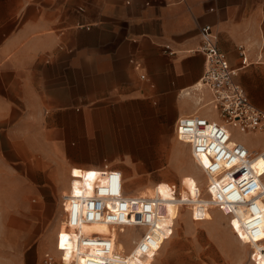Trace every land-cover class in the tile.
<instances>
[{
    "label": "crops",
    "instance_id": "0c3cea01",
    "mask_svg": "<svg viewBox=\"0 0 264 264\" xmlns=\"http://www.w3.org/2000/svg\"><path fill=\"white\" fill-rule=\"evenodd\" d=\"M205 25L236 70L234 81L264 112V63L258 60L260 53L264 58V0H0L6 218L16 211L38 219V205L29 198L53 206L57 218L71 172L109 168L123 178L140 171L138 165L128 167L129 159L152 160L147 170L155 173L153 183L164 178L175 183L169 172L176 168L181 143L174 122L197 108L191 90L203 71L197 49ZM239 47L249 61L243 67ZM203 100H210L206 91ZM204 109L212 110L199 106L196 113L211 119ZM161 160L169 162L162 170ZM133 173V192H124L123 179L128 196L138 193ZM146 193L153 196L141 195ZM113 237L115 247L119 240ZM173 252L168 248L165 258ZM56 253L53 260L63 262Z\"/></svg>",
    "mask_w": 264,
    "mask_h": 264
},
{
    "label": "built area",
    "instance_id": "2783aa9c",
    "mask_svg": "<svg viewBox=\"0 0 264 264\" xmlns=\"http://www.w3.org/2000/svg\"><path fill=\"white\" fill-rule=\"evenodd\" d=\"M199 39L197 50L203 56V71L192 85L199 83L200 87L191 92L196 96V107L209 106L214 114L211 119L196 112L177 117L175 138L188 145L193 158H205L199 166L210 200L208 206L226 217L234 235L249 246L253 262L264 264V167L261 171L256 167L257 161L264 166V149L255 152L234 141L229 132H263L264 112L250 104L234 81L236 70L217 49L208 26L200 27ZM238 50L239 65L243 67L247 58L240 47ZM204 91L210 100H203ZM70 177L69 189L61 199L66 227L55 234V248L61 259L69 264H145V258L155 256L172 228L171 221L165 227L158 225L161 198L125 195L121 174L109 168L99 172L76 170ZM94 223L105 224L110 231L115 229L119 241L120 235L131 230L135 241L129 239L128 252L116 251L110 233L82 231L84 225ZM137 231H141L139 236ZM43 258V264L53 263L47 253Z\"/></svg>",
    "mask_w": 264,
    "mask_h": 264
},
{
    "label": "rangeland",
    "instance_id": "374dc122",
    "mask_svg": "<svg viewBox=\"0 0 264 264\" xmlns=\"http://www.w3.org/2000/svg\"><path fill=\"white\" fill-rule=\"evenodd\" d=\"M259 62L264 63L262 55ZM203 112L214 114L212 110L204 109ZM229 132L234 141H244L246 147L255 150V152L264 149V131L254 135L237 129H230ZM178 149L176 168L169 172L175 178V183L166 180V178L158 183H153L152 177L155 173H149L147 170L151 167L152 160H128L130 169L135 165L140 168L137 173L132 171L129 173L130 176L131 173L135 174L134 177L137 179L135 183L138 185L137 192L142 194L149 191L153 196L166 200L165 204L159 208L160 226H166L171 220H174L171 221L170 233L166 236V240H162V246L156 256L150 257V264H255L249 246L245 241H239L234 235L226 217L216 209L203 206L210 200L205 191V179L200 172L198 161L193 160L187 144H178ZM167 162L166 160L160 161V170L163 166L166 168L169 164ZM115 163L119 166L122 165V159ZM199 163L202 162L199 161ZM154 164H157V161ZM129 174H123L125 193L133 192L131 191L133 183L131 184L129 180ZM7 178L9 177L0 175V264H43V257L46 253L49 256L57 257L55 234L58 232V228L62 232L66 227L65 220L61 221L63 218L62 208L60 207L57 218H54L56 209L53 206L46 208L41 202L39 203L38 199L29 198L31 204L38 205V219L29 215H17L16 211L12 212L14 216L7 219L6 215L9 209L2 207V203L9 194L3 190ZM174 185L176 186L174 187ZM174 188L175 191H178L177 196L173 194ZM145 197H150L149 193H146ZM182 205H190V207ZM225 210L227 209L225 208ZM26 213L29 212L26 211ZM45 213L48 215L46 216ZM59 221H61L60 224H58ZM53 222H55L56 231L51 241L49 229ZM82 231L110 233L118 238L115 229L110 231L108 226L101 223L84 225ZM137 232L135 234L139 236L141 231ZM5 233H8L6 235L9 238L2 239ZM132 235L134 233L131 230H126L120 235V241L117 242L115 249L128 252L129 239L135 241V237ZM255 246L252 244V247L256 248ZM168 248L173 249L174 254L165 258L164 253ZM146 260L147 258L143 260L145 264H147ZM56 263L69 264V261L64 259L61 262L54 258L51 264Z\"/></svg>",
    "mask_w": 264,
    "mask_h": 264
},
{
    "label": "bare ground",
    "instance_id": "6f19581e",
    "mask_svg": "<svg viewBox=\"0 0 264 264\" xmlns=\"http://www.w3.org/2000/svg\"><path fill=\"white\" fill-rule=\"evenodd\" d=\"M260 59H261V55L259 54V56H258V60L260 61ZM246 62L248 63L249 61H248V59H246ZM200 87V84L199 83H197L196 85H194L193 86V89H195V88H199ZM185 94H187V95H189V91L188 92H184ZM202 94H203V92H202ZM197 99H199V98H197ZM199 105V104H198ZM206 108V107H205ZM195 112H197L198 111V106H197V108L194 110ZM250 134H257V133H250ZM233 138V137H232ZM241 142V141H240ZM242 143V142H241ZM193 158V157H192ZM193 160L194 161H198V165L200 164L199 163V161H201L202 163H205L206 162V160H205V158L204 157H200V158H193ZM256 167L258 168V171H261L262 169H263V164H262V162L261 161H257V163H256ZM199 168H200V166H199ZM206 191V190H205ZM206 193H207V191H206ZM64 195H66V193H62L61 195H60V198L62 199V197L64 196ZM135 195H139V196H141V197H144V196H142L140 193H135ZM209 205V203H205V204H203V206L204 207H208V208H211L210 206H208ZM60 206H61V202H60ZM62 208V207H61ZM223 210H225V207H223ZM158 217H159V215H158ZM161 219L159 218V220H158V225H160V221ZM122 231H124V229H122ZM132 242H134V240H132ZM161 244H162V240H161V242H160ZM161 244H160V246H159V248L161 247ZM117 251V250H116ZM119 252H123V251H119Z\"/></svg>",
    "mask_w": 264,
    "mask_h": 264
}]
</instances>
